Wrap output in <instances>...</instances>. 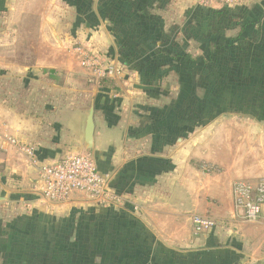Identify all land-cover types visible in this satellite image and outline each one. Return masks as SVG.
<instances>
[{"label":"rangeland","instance_id":"obj_1","mask_svg":"<svg viewBox=\"0 0 264 264\" xmlns=\"http://www.w3.org/2000/svg\"><path fill=\"white\" fill-rule=\"evenodd\" d=\"M126 1L133 4L123 12L115 7V0H0V114L10 126L9 131L16 127L17 120H29L40 123L45 133L55 134L58 120L64 118L67 123L65 115L90 108L95 93L103 91L105 83L101 86L81 66L77 48L118 67L117 78L126 83L124 95L130 98L124 113V124L130 125L127 138L137 143L138 149L145 148V142L152 151L171 146L169 138L175 144L201 137V129L223 116L231 122L236 118L256 119L248 103L240 111L213 112L214 108L209 107L213 101L257 100L255 90L240 95V87L228 78L219 80L224 86L218 97L209 95L198 106L194 99L197 83L206 80L213 84V75L221 71L228 54L220 53L212 64H204L208 38L216 29L225 30L227 37L235 36L238 29H232L229 23L237 21L236 8L242 5L224 10L201 7L192 0L188 8L187 4L181 5L180 13L166 16V22L158 9L169 7L170 0L158 8L153 5L160 0ZM129 25L130 29H140L127 32ZM109 35L115 43L111 42L108 50ZM93 44H99L101 50ZM113 47L120 57L114 56ZM180 50L198 61L189 65L170 60L169 54ZM247 66L245 76L250 79ZM50 71L54 78H50ZM212 132L209 130L206 137ZM87 201L97 205L92 199ZM105 210L98 215L95 209H80L62 217L37 209L30 211L18 203L1 209L0 264H109ZM204 256L203 250L196 253L199 264H206L201 261Z\"/></svg>","mask_w":264,"mask_h":264},{"label":"crops","instance_id":"obj_2","mask_svg":"<svg viewBox=\"0 0 264 264\" xmlns=\"http://www.w3.org/2000/svg\"><path fill=\"white\" fill-rule=\"evenodd\" d=\"M115 1V7L125 10L133 4ZM167 1L153 6L158 8ZM243 2L242 8L264 13V0ZM169 3V7L158 9L165 17L180 13L182 4L188 8L192 0ZM258 28L263 30L264 19ZM111 38L108 50L115 43ZM93 46L101 50L99 44ZM125 85L117 77L107 79L101 84L104 90L97 91L91 101L95 107L93 158L107 174L111 189L122 193L125 204H88L84 201L90 198L81 193L66 203L54 204L38 191L41 166L68 154L86 153L84 124L90 106L87 111L79 108L65 115L67 123L64 118L58 120L55 134L45 133L40 123L29 120H17L9 131L0 114V197L6 199L0 202V211L13 203L62 217L80 209H95L98 215L106 209L109 264H199L196 253L202 250L205 256L201 261L206 264H264V216L259 224L245 223L233 198L236 182L264 181V123L259 122L263 120L245 117L247 121L236 118L231 122L223 116L201 129V137L152 151L145 142V148L138 149L137 143L127 138L130 125L124 124L130 99L124 95ZM208 129L214 132L206 137ZM9 138L33 147L36 164L9 144ZM192 214L210 215L219 226L212 234L197 237L190 222Z\"/></svg>","mask_w":264,"mask_h":264},{"label":"built area","instance_id":"obj_3","mask_svg":"<svg viewBox=\"0 0 264 264\" xmlns=\"http://www.w3.org/2000/svg\"><path fill=\"white\" fill-rule=\"evenodd\" d=\"M201 7L233 8L243 4V0H197ZM80 64L89 70L94 79L102 84L107 79L119 75L118 67L106 63L98 55L77 48ZM9 144L28 156L35 163V149L25 146L16 139L9 138ZM38 191L45 201L63 204L76 193L87 195L100 205H123V195L114 192L107 176L100 173L95 159L88 154H68L58 162L41 166L39 169ZM235 208L247 224H259L264 216V181L252 184L238 181L233 187ZM190 222L195 236H204L215 230L219 223L210 215L192 214Z\"/></svg>","mask_w":264,"mask_h":264},{"label":"trees","instance_id":"obj_4","mask_svg":"<svg viewBox=\"0 0 264 264\" xmlns=\"http://www.w3.org/2000/svg\"><path fill=\"white\" fill-rule=\"evenodd\" d=\"M123 2L124 4H130L128 1ZM129 6L132 7V5ZM129 8L127 9L129 10ZM226 10H230V8H226ZM236 10L239 11L237 12V21L235 23H229L233 25L231 27L232 29H238L236 35L227 37L225 30L216 29L217 31L213 33V37L208 38V41L206 43V49L208 53L205 57H203L204 64H212L215 61V58L218 57V54H224L227 51L228 54L226 55L225 65L220 67L221 71L219 73L213 75V79L215 77L213 84L211 83L212 81L206 82V80H202L203 83L201 84L197 83V86H195L194 89L196 95L195 97H193L196 101L197 106L202 100L203 102H205L206 98H208L207 96L209 95L210 98L218 97L219 94L223 92L221 91V88H223L224 86L222 83H219V80L221 82L225 78H228L240 87V95L244 94V92H246L245 90H255L257 94V100L252 99L253 97H251L250 100L247 99L241 101L237 99L235 103L229 101L216 103V101H213V103H210L211 105L209 104L210 108H214L212 109L213 112H219L223 110L227 111L228 109L240 111L243 110L244 103H248L251 107L250 110L253 112V115H255L254 117L264 120V29L262 32V29L258 28L264 19V13L256 9L255 11H250L247 7H239L236 8ZM121 11L124 12L127 10L121 9ZM140 11L142 12L143 10ZM246 14L248 15L246 16ZM126 22L127 21H124L123 24L126 25ZM131 23L132 21H129V24ZM139 27L143 28L141 24H139ZM139 27L136 26L130 29L129 25V29L127 30V32L136 33L134 31L140 29ZM218 27L220 28V25H218ZM252 48L253 51H251ZM248 53H250L249 56ZM169 58L170 60L179 64L185 62L189 65H191L192 63H196L199 59H194L192 58V56L182 53L181 50L178 52L176 51V53L169 54ZM247 65L250 67L248 71V76H250V79L245 76V69ZM49 73L50 78H54V72L50 71ZM241 76H243V78ZM196 81L199 82L197 79ZM200 91L203 92V95L201 96L199 95ZM217 105L219 106L217 107ZM194 114H196V110ZM153 124H155V121L153 122ZM159 124L160 122L157 123V125ZM171 136L174 139L173 133H171ZM169 140L173 142L172 139L169 138ZM118 194L122 193L118 192ZM33 232L34 231H32L31 234ZM198 259L200 258L196 257V260Z\"/></svg>","mask_w":264,"mask_h":264},{"label":"water","instance_id":"obj_5","mask_svg":"<svg viewBox=\"0 0 264 264\" xmlns=\"http://www.w3.org/2000/svg\"><path fill=\"white\" fill-rule=\"evenodd\" d=\"M94 115H95V107L94 105H92L85 119V124H84V137L86 144L85 154H88L92 157L94 154V131H95ZM5 200H6L5 198L0 197V202Z\"/></svg>","mask_w":264,"mask_h":264}]
</instances>
